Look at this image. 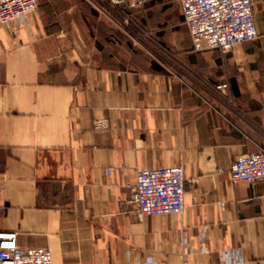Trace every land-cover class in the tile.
Here are the masks:
<instances>
[{"label": "crops", "instance_id": "obj_1", "mask_svg": "<svg viewBox=\"0 0 264 264\" xmlns=\"http://www.w3.org/2000/svg\"><path fill=\"white\" fill-rule=\"evenodd\" d=\"M36 1L0 23V230L52 264H264V180L229 177L264 149V0L227 51L193 47L179 0H146L133 24L162 58L109 0ZM170 165L193 179L182 211L140 216L136 171Z\"/></svg>", "mask_w": 264, "mask_h": 264}, {"label": "built area", "instance_id": "obj_2", "mask_svg": "<svg viewBox=\"0 0 264 264\" xmlns=\"http://www.w3.org/2000/svg\"><path fill=\"white\" fill-rule=\"evenodd\" d=\"M145 1L109 0L111 9L101 11L130 35L129 11ZM179 1L195 49L218 47L227 51L236 43L257 37L252 0ZM36 4V0H0V23L21 21ZM225 87V83L216 85L219 90ZM94 126L101 127L102 122L97 120ZM229 177L232 183L264 180V149L238 155ZM191 182L193 179L185 178L181 165L140 168L131 186V200L140 216L177 213L184 207L185 184ZM16 236L13 230H0V264H52L47 247L19 245Z\"/></svg>", "mask_w": 264, "mask_h": 264}, {"label": "rangeland", "instance_id": "obj_3", "mask_svg": "<svg viewBox=\"0 0 264 264\" xmlns=\"http://www.w3.org/2000/svg\"><path fill=\"white\" fill-rule=\"evenodd\" d=\"M130 28L132 30V33H130V35L126 34L125 32H123V33L127 37L128 41L134 47L141 49L142 51H144L148 55H152V56H155L158 58H162L161 53L155 49V48L159 47L161 44V42L159 40L156 39V41H157L156 44H153L151 42L149 43L150 40L148 39V32L144 31V30L139 31L137 29V27H135L131 21H130Z\"/></svg>", "mask_w": 264, "mask_h": 264}, {"label": "trees", "instance_id": "obj_4", "mask_svg": "<svg viewBox=\"0 0 264 264\" xmlns=\"http://www.w3.org/2000/svg\"><path fill=\"white\" fill-rule=\"evenodd\" d=\"M130 21L133 23L132 10L129 11Z\"/></svg>", "mask_w": 264, "mask_h": 264}]
</instances>
